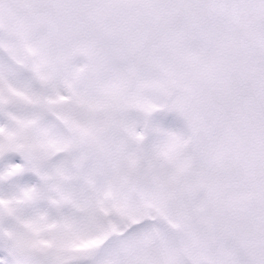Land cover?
<instances>
[{
	"label": "snow or ice",
	"instance_id": "6c2138e0",
	"mask_svg": "<svg viewBox=\"0 0 264 264\" xmlns=\"http://www.w3.org/2000/svg\"><path fill=\"white\" fill-rule=\"evenodd\" d=\"M0 264H264V0H0Z\"/></svg>",
	"mask_w": 264,
	"mask_h": 264
}]
</instances>
